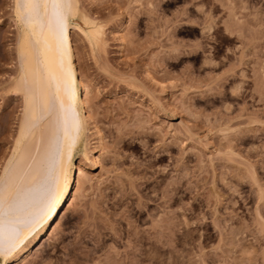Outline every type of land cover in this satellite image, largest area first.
Segmentation results:
<instances>
[{
    "label": "rangeland",
    "instance_id": "rangeland-1",
    "mask_svg": "<svg viewBox=\"0 0 264 264\" xmlns=\"http://www.w3.org/2000/svg\"><path fill=\"white\" fill-rule=\"evenodd\" d=\"M79 2L76 24L102 28L99 45L71 31L102 162L89 133L81 191L25 264H264V1ZM13 10L0 0V175L24 111Z\"/></svg>",
    "mask_w": 264,
    "mask_h": 264
},
{
    "label": "bare ground",
    "instance_id": "bare-ground-1",
    "mask_svg": "<svg viewBox=\"0 0 264 264\" xmlns=\"http://www.w3.org/2000/svg\"><path fill=\"white\" fill-rule=\"evenodd\" d=\"M80 10L79 0H14L21 31L13 91L23 96L24 111L0 175V264H25L54 233L86 179L84 167L76 168L74 160L79 153L89 157V133L97 139L92 166L102 162L104 139L86 109L71 37L76 29L99 45L102 28L84 12L83 26L77 25Z\"/></svg>",
    "mask_w": 264,
    "mask_h": 264
}]
</instances>
